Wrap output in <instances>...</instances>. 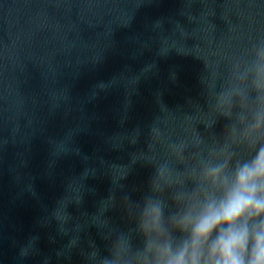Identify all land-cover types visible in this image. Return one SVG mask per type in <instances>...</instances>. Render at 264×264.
Masks as SVG:
<instances>
[{"label":"water","instance_id":"obj_1","mask_svg":"<svg viewBox=\"0 0 264 264\" xmlns=\"http://www.w3.org/2000/svg\"><path fill=\"white\" fill-rule=\"evenodd\" d=\"M258 5L259 0H0V264H40V255L23 261L17 255L32 235L40 237V253L57 264L55 249L67 237L56 234L54 221L42 226L39 220L67 182L96 169L84 181L92 191L85 192L81 208H70L74 215L95 212L112 187L109 165L128 164L143 146L141 137L139 145L125 141L113 148L112 138L151 123L159 111L157 91L170 108L198 99L205 63L222 65L223 57L246 43L257 26L250 18H256ZM260 13L264 27V6ZM149 64L155 67L143 73ZM131 76L140 79L129 96L124 78ZM60 143L69 150L57 154ZM149 175L137 163L122 181L134 199ZM107 215L123 224L119 209ZM88 238L104 250L95 226L87 229L85 246ZM72 264H81L75 252Z\"/></svg>","mask_w":264,"mask_h":264},{"label":"clouds","instance_id":"obj_2","mask_svg":"<svg viewBox=\"0 0 264 264\" xmlns=\"http://www.w3.org/2000/svg\"><path fill=\"white\" fill-rule=\"evenodd\" d=\"M250 32L246 43L199 73L198 99L170 108L155 93L158 114L146 128L112 138V147L125 141L143 146L130 154L128 164L109 165L112 187L93 213L74 215L86 191L84 181L96 174L86 168L70 179L55 206L39 220L53 221L65 243L55 249L57 264H72L77 253L81 264H264V27ZM167 51L159 52L167 56ZM179 54V52H177ZM155 67L149 64L148 73ZM139 76L124 78L131 96ZM169 79L175 81L171 71ZM104 87V85H100ZM131 100L125 105V113ZM195 105V112L192 107ZM126 118V116L124 117ZM69 149L64 143L56 153ZM141 164L150 169L146 184L134 199L122 181ZM136 190V189H134ZM119 209L122 225L107 213ZM95 226L105 242L84 243L87 229ZM84 234V235H82ZM39 235L19 247L23 261L40 255V264L53 257L41 254ZM55 242L56 237L50 236Z\"/></svg>","mask_w":264,"mask_h":264}]
</instances>
